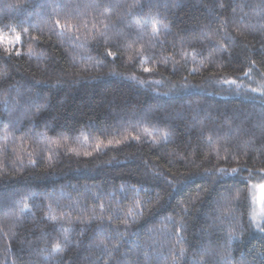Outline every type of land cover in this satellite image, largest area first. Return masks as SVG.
Returning a JSON list of instances; mask_svg holds the SVG:
<instances>
[{
	"label": "trees",
	"instance_id": "1",
	"mask_svg": "<svg viewBox=\"0 0 264 264\" xmlns=\"http://www.w3.org/2000/svg\"><path fill=\"white\" fill-rule=\"evenodd\" d=\"M259 81L264 0H0V264H264Z\"/></svg>",
	"mask_w": 264,
	"mask_h": 264
},
{
	"label": "rangeland",
	"instance_id": "2",
	"mask_svg": "<svg viewBox=\"0 0 264 264\" xmlns=\"http://www.w3.org/2000/svg\"><path fill=\"white\" fill-rule=\"evenodd\" d=\"M254 91L257 94L264 96V82L259 81L256 88H254ZM260 185L256 186L252 191L254 199V219L257 223H259L260 218L264 216V189H261L259 187Z\"/></svg>",
	"mask_w": 264,
	"mask_h": 264
},
{
	"label": "snow or ice",
	"instance_id": "3",
	"mask_svg": "<svg viewBox=\"0 0 264 264\" xmlns=\"http://www.w3.org/2000/svg\"><path fill=\"white\" fill-rule=\"evenodd\" d=\"M16 39L19 40L20 37L17 36ZM109 54L111 55V53H109ZM145 71H148V69H145ZM234 171H235V170H234ZM259 187H260L261 189H264V184L260 185Z\"/></svg>",
	"mask_w": 264,
	"mask_h": 264
}]
</instances>
